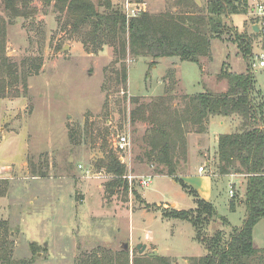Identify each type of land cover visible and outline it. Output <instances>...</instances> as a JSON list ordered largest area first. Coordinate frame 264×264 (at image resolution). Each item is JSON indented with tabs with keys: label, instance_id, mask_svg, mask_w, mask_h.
I'll return each instance as SVG.
<instances>
[{
	"label": "rangeland",
	"instance_id": "obj_1",
	"mask_svg": "<svg viewBox=\"0 0 264 264\" xmlns=\"http://www.w3.org/2000/svg\"><path fill=\"white\" fill-rule=\"evenodd\" d=\"M88 1L104 11L99 0ZM126 1L150 15L183 10L178 0H110L123 15ZM197 1L203 8L206 0ZM23 12L11 16L0 0V264H119L123 257L128 264H158L148 260L157 256L171 264H192L191 259L204 256L190 223L162 216L168 209L192 210L195 203L178 183L156 175L157 167L145 159L144 135L150 123L131 120V99L149 104L165 96L170 97L169 107L181 109L184 95L227 89L226 81L217 79L223 68L241 74L247 64L255 90L263 91L259 61L264 38L252 36L247 61L227 33L211 40L209 55L198 64L175 58L150 64L151 59L128 55L115 62L111 46L93 53L83 44L90 25L72 29V19L55 0H28ZM223 21L233 31L249 34L251 25L259 24L250 13ZM123 64L126 87L120 79ZM218 119L210 118L204 147L200 136L188 129L186 153L177 157V176L217 212L204 226L207 238L218 229L228 236L244 218L240 208H228L230 200L236 206L240 199L239 191L231 198L228 194L237 181L196 173L215 153L223 132ZM120 136L129 140L124 163L114 150ZM110 155L124 167L121 178L127 191L111 190L114 177L104 167ZM128 175L136 177L131 186ZM138 177H150L148 188L139 186ZM221 217L227 227L219 222ZM252 238L257 248H264V219L253 228ZM138 244L145 245L141 254ZM154 251L157 256L149 257Z\"/></svg>",
	"mask_w": 264,
	"mask_h": 264
},
{
	"label": "trees",
	"instance_id": "obj_2",
	"mask_svg": "<svg viewBox=\"0 0 264 264\" xmlns=\"http://www.w3.org/2000/svg\"><path fill=\"white\" fill-rule=\"evenodd\" d=\"M196 1L178 0L183 7L178 13L150 15L141 12L127 19L111 6L110 0H99L104 9L101 13L88 0H55L56 7L66 9L72 19V29L90 25L83 33V44L91 46L89 50L93 53L105 45L111 46L117 56L115 62L125 61L128 55L133 60L151 59L150 64L163 58L198 64L202 57L209 55L211 40H221L227 33L232 34L229 40L237 44L242 58L249 60L252 56V36L261 34H256L252 29L251 34L233 31L223 18L246 16L251 11L253 0H206L203 8ZM27 2L3 0L5 9L14 17L25 14L23 11ZM18 3L20 8L17 7ZM120 79L126 87L127 69L124 64L120 68ZM217 79L226 81L227 90L224 93L184 95L181 109L167 105L170 97H160L149 104L133 97L131 102L135 108L130 118L132 121L150 123V129L144 135L143 155L149 164L157 167L156 175L171 178L193 198L195 208L192 210L168 209L162 213L165 219L190 223L198 232L197 240L204 246L206 254L191 259L192 264H264V248H257L252 238L253 228L264 219V91L255 90L254 77L248 64L241 74L223 68ZM231 116L239 117V131L218 136L214 168L218 178L231 174L245 176L242 201L245 217L239 228H230L228 236L218 229L207 238L202 234L204 226L217 218V212L212 203L199 199L177 176V157L179 153H186L188 129L203 134L211 117ZM104 167L107 174L114 177L111 190L122 188L127 191V184L121 178L124 167L117 159L108 156ZM228 205L229 210L234 211V201L230 200ZM219 222L227 227L223 217L219 218ZM30 247L34 250L35 243H31ZM148 260L171 264L164 257ZM119 264L128 263L123 257ZM133 264H138V261L134 260Z\"/></svg>",
	"mask_w": 264,
	"mask_h": 264
},
{
	"label": "crops",
	"instance_id": "obj_3",
	"mask_svg": "<svg viewBox=\"0 0 264 264\" xmlns=\"http://www.w3.org/2000/svg\"><path fill=\"white\" fill-rule=\"evenodd\" d=\"M196 3H198V1H196ZM251 28H253L252 25H251ZM226 90L227 89H224L220 93H224ZM257 91L262 93L264 90L262 91V90L258 89ZM218 118H219L218 122H220L219 124H220L221 128L223 129V132L220 134H234V133H237L239 131V124H240L239 117L231 116V117H224V118L218 117ZM209 127H210V119H209L208 124H207L206 132L203 134H198L200 136V141H201L200 146L201 147H204V142L207 141V143H209ZM220 134H218V136ZM217 139H218V137H217ZM216 146H217V143H216ZM215 153H216V150H215ZM215 153L212 157L209 156L210 160L206 161V163H205L206 166L205 165L199 166V167L204 168L203 172H199L198 171L199 167L197 168L196 173L198 175H202V174L207 173L211 177L213 173L215 174V168H214ZM224 178L228 179L229 181H231V180L237 181V184H238L237 188H236V185L234 183H232V184L230 183L231 184L230 186H231V189L233 190V192L239 191V198L240 199H238V204H236L234 211H236L237 208H240L241 210H243V217H245V209H244V206L242 204V201L244 199V193H245V182H246L245 176L231 174V175L225 176ZM181 179H182V177H181ZM228 194H229V192H228ZM230 198H231V196H230ZM228 208H229V205H228ZM231 212H233V211H231Z\"/></svg>",
	"mask_w": 264,
	"mask_h": 264
},
{
	"label": "built area",
	"instance_id": "obj_4",
	"mask_svg": "<svg viewBox=\"0 0 264 264\" xmlns=\"http://www.w3.org/2000/svg\"><path fill=\"white\" fill-rule=\"evenodd\" d=\"M252 3L253 6L251 8L250 15L259 20V24L257 26L258 32L261 33L262 37H264V2L253 0ZM124 8H125L124 9L125 16L127 19L130 17H136L141 12H144L139 9H132L128 1L125 2ZM259 67L260 68L264 67V55L260 57ZM128 147H129V140L126 136H120L114 142V150L119 154L118 159L121 163L125 162L124 159L125 157L123 155L127 152ZM203 170H204L203 167L198 168L199 172H203ZM125 178L127 179L129 186H131L133 184V181L136 180V177L131 175H128ZM137 180L138 181L136 182L139 184L140 187L148 188L150 184V177H138ZM229 195L231 197L233 196L232 189L229 190Z\"/></svg>",
	"mask_w": 264,
	"mask_h": 264
},
{
	"label": "water",
	"instance_id": "obj_5",
	"mask_svg": "<svg viewBox=\"0 0 264 264\" xmlns=\"http://www.w3.org/2000/svg\"><path fill=\"white\" fill-rule=\"evenodd\" d=\"M252 30H253L254 32H258V28H257V26H254V27L252 28ZM123 248L126 249L127 246L125 245ZM136 249H137V252H138L139 254H141V253L144 251V249H145V245L138 244V245L136 246ZM148 256H149V257H156V256H157V253H156V251H154L153 253L149 254Z\"/></svg>",
	"mask_w": 264,
	"mask_h": 264
}]
</instances>
